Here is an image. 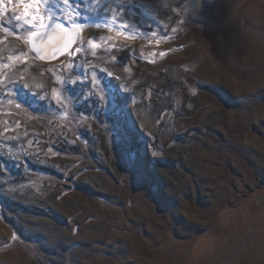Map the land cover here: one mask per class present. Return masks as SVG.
<instances>
[{"label": "rangeland", "instance_id": "1", "mask_svg": "<svg viewBox=\"0 0 264 264\" xmlns=\"http://www.w3.org/2000/svg\"><path fill=\"white\" fill-rule=\"evenodd\" d=\"M27 2L0 11V264H264V0Z\"/></svg>", "mask_w": 264, "mask_h": 264}, {"label": "snow or ice", "instance_id": "2", "mask_svg": "<svg viewBox=\"0 0 264 264\" xmlns=\"http://www.w3.org/2000/svg\"><path fill=\"white\" fill-rule=\"evenodd\" d=\"M69 2H70V0H64L65 4H67ZM18 6L22 7L24 9V11H23V13L16 15L15 19L17 21L24 20V23H29V20L27 19V17L30 15L29 9H31L33 7H37V9H38V5H35L33 3H28L27 0H19ZM2 9H3V3H2V0H0V11H2ZM36 19H37V16L35 14H31V20L35 21ZM41 27H43L42 23H41ZM57 27L60 28L61 26L57 25ZM61 31H63L62 28H61ZM34 35H35V33H34ZM89 43L92 44L93 47H96V45L92 41H89ZM161 55H164V53H161ZM108 75L111 76L112 74L108 73ZM101 90H103V89H101ZM17 106H19V104Z\"/></svg>", "mask_w": 264, "mask_h": 264}]
</instances>
